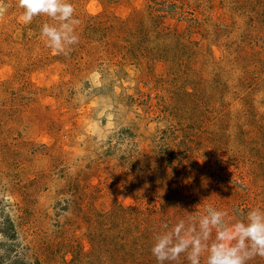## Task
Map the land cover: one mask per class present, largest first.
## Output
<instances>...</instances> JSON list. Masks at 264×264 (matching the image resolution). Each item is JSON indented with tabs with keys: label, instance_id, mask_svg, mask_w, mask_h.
Listing matches in <instances>:
<instances>
[{
	"label": "rangeland",
	"instance_id": "374dc122",
	"mask_svg": "<svg viewBox=\"0 0 264 264\" xmlns=\"http://www.w3.org/2000/svg\"><path fill=\"white\" fill-rule=\"evenodd\" d=\"M69 2L64 54L5 0L0 264H158L163 224L264 210V0Z\"/></svg>",
	"mask_w": 264,
	"mask_h": 264
},
{
	"label": "clouds",
	"instance_id": "9594fccd",
	"mask_svg": "<svg viewBox=\"0 0 264 264\" xmlns=\"http://www.w3.org/2000/svg\"><path fill=\"white\" fill-rule=\"evenodd\" d=\"M18 6L23 9L21 20L25 24L41 15L57 22L44 23L41 28L46 45L55 52L67 54L79 42L76 27L80 21L75 18L69 0H18ZM7 10L5 0H0V20ZM227 215L210 206L199 217L198 227L183 219L171 228L163 224L151 248L158 264L176 261L182 253L187 254L189 264H201L202 256L206 257V264H248L257 256L264 257V210L254 208L247 213L246 220L231 224L225 219ZM213 230L215 239L209 243Z\"/></svg>",
	"mask_w": 264,
	"mask_h": 264
}]
</instances>
